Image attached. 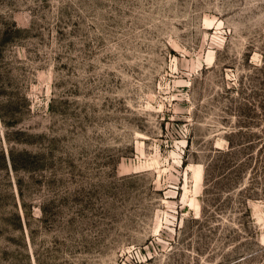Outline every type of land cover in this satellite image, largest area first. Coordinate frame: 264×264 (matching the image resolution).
I'll list each match as a JSON object with an SVG mask.
<instances>
[{
	"label": "rangeland",
	"instance_id": "1",
	"mask_svg": "<svg viewBox=\"0 0 264 264\" xmlns=\"http://www.w3.org/2000/svg\"><path fill=\"white\" fill-rule=\"evenodd\" d=\"M0 264H264V0H0Z\"/></svg>",
	"mask_w": 264,
	"mask_h": 264
}]
</instances>
